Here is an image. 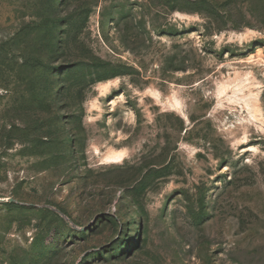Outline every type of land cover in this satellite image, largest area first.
I'll list each match as a JSON object with an SVG mask.
<instances>
[{
  "label": "rangeland",
  "instance_id": "rangeland-1",
  "mask_svg": "<svg viewBox=\"0 0 264 264\" xmlns=\"http://www.w3.org/2000/svg\"><path fill=\"white\" fill-rule=\"evenodd\" d=\"M0 264H264V0H0Z\"/></svg>",
  "mask_w": 264,
  "mask_h": 264
},
{
  "label": "bare ground",
  "instance_id": "bare-ground-1",
  "mask_svg": "<svg viewBox=\"0 0 264 264\" xmlns=\"http://www.w3.org/2000/svg\"><path fill=\"white\" fill-rule=\"evenodd\" d=\"M247 105L251 107V109H253V107L251 106L250 102H247ZM172 107L178 110H182V106L181 103L178 99H175L174 102L171 103ZM125 157V153L122 150H112L110 151L106 156H105V160L108 163H115V162H119L122 161Z\"/></svg>",
  "mask_w": 264,
  "mask_h": 264
}]
</instances>
